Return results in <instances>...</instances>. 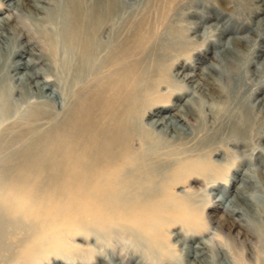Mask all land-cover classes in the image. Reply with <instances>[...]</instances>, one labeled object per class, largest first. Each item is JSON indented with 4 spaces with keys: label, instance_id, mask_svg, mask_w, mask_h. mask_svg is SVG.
<instances>
[{
    "label": "bare ground",
    "instance_id": "6f19581e",
    "mask_svg": "<svg viewBox=\"0 0 264 264\" xmlns=\"http://www.w3.org/2000/svg\"><path fill=\"white\" fill-rule=\"evenodd\" d=\"M112 4L113 0H0V127L14 131L0 140V150L7 152L9 146L20 143L16 152L13 148L14 153L9 151L0 159V203L13 218L20 216L31 223L28 239L11 263L41 264L52 258L58 264H124L123 258L116 261L103 254H96L92 263V252L86 256L74 243V238L81 237L96 244L123 229L139 238L135 244L155 248L159 264H221L229 254L223 246L214 248L210 239L189 245L198 237L191 234L168 243L166 230L175 222L201 232L200 217L173 188L193 179L212 189L221 187L216 201L226 203L228 229L244 226L253 234H264V146H260L264 118L254 112L264 107V96L259 99V91L251 92L254 102L241 101L238 120L219 125L216 137L205 139L204 146L196 149L183 130L198 112L194 96L184 102L181 98L202 89L214 92L208 78L219 66L215 57L197 68L199 74L195 69L185 73L190 64L187 58L184 65L167 63L177 69L174 76L191 88L180 92L168 85L158 90L168 71L167 51L154 53L155 65L148 72L141 67V56L132 59L151 30L138 33L121 50L118 43L106 61L100 57V31ZM244 39L230 38L223 46L227 49ZM105 65L111 68L103 73ZM226 76L227 86L235 85L236 97L242 86L234 77L237 74ZM223 91L230 95L228 87ZM55 105L64 112L59 121L54 120ZM43 119L52 122L49 134L36 133L43 130ZM169 131L175 138H166ZM46 170L52 182L48 190L37 193L32 182ZM235 182L228 195L227 185ZM232 214L237 217L229 223ZM138 252L127 247L132 264H153L149 256Z\"/></svg>",
    "mask_w": 264,
    "mask_h": 264
},
{
    "label": "rangeland",
    "instance_id": "374dc122",
    "mask_svg": "<svg viewBox=\"0 0 264 264\" xmlns=\"http://www.w3.org/2000/svg\"><path fill=\"white\" fill-rule=\"evenodd\" d=\"M106 13L107 15H105L103 21H105L104 23H107L106 25L103 24V29H101L102 32L100 31V37L101 39H104L101 40L102 49L100 48V57H103L106 61L111 50H113L112 48H117L116 45L118 43V50H121L125 47H122L123 43V45L129 46V44L134 41L132 37H136L138 33H145L151 30L149 39L144 42L142 50L140 49L141 52H134L135 54H133L134 56L132 59L136 60L140 58L138 56H141V67H143L142 69L144 70L147 69L148 72V69L151 70V67L155 65L154 60L156 58L155 54L157 51L163 49L167 51L166 53L169 54L170 60L165 61V68H167L168 71L164 73L166 78L161 80L163 81L162 86H157L158 90L161 89L163 91L166 89V86L169 85L173 89H178V91L181 92V90H186L190 85V83L187 85L185 82L180 80V77H175L174 75L177 69L175 70V68H172V65L168 66L169 64L167 65V63H176L177 61L184 65L185 58H187L186 62L189 61L190 64L185 67L187 68L185 69V73L192 72L195 69L194 72L199 74L200 71L197 70V68L204 66L205 64L208 65L215 57L216 60H214V62L216 63V66H219L217 70L210 73L208 78L211 82L208 85L214 88V92L210 93L209 89H206V91L205 89H202V92H195L194 95L189 94V96L181 98L184 102L185 99L190 98V96H194L193 101L198 112L193 116L194 119L190 122L191 125H185L183 130L188 132V136H190L188 140L191 141L192 139L191 143L195 141L194 143H196V149H200L204 146V142L202 141L205 139L211 136L216 137L219 125L225 126V124H230V121L234 122L238 120V116L236 115L241 107V101L250 105L254 102L253 96L249 97L251 92H254L255 90L259 91L260 94L257 95L259 99L264 96V51L262 52V49H264V0H113L111 9ZM4 14L6 13H2V15ZM106 17L108 19L111 17L109 19L110 21L106 20ZM143 22L148 23L146 25ZM194 25H197V29H195L196 32H193L194 30H192ZM221 29L225 30L221 32ZM163 36L165 39L162 38ZM237 37H243L245 39L241 43L230 44L227 49L224 48L223 45L226 40ZM130 38L132 39L129 40ZM170 40H172V43H170ZM166 43H168V48ZM167 49L170 51L172 50L173 53L172 51L169 52ZM182 50L184 52H182ZM217 52L221 55L214 54ZM175 56H179V59L172 58ZM208 57H210V59ZM227 61L228 63L226 64ZM109 68H111L110 65L109 67L105 65L102 67L101 71L106 73ZM229 68L231 69L229 70ZM230 72H234L235 75L237 74V76L234 77L238 80V82H240V85H242H239L241 87V91L236 97L233 96L234 93L232 91V86L235 85L232 84L231 86H227L228 78L226 75ZM240 79L242 81H240ZM218 80L224 81V83L222 82L220 84ZM208 85L207 88L209 87ZM226 87H228V91H230L229 96L225 93V91H223ZM190 88L191 87H189L188 90ZM244 88H247V90ZM217 92L220 94L218 95ZM253 95L255 96V93ZM221 96L223 97L221 98ZM206 104L208 105L206 106ZM219 104H221V106ZM234 104H237V106ZM58 107L60 108L59 105H55V109L53 110L55 114V121H59L64 117L63 110ZM256 110L260 112L256 113ZM256 110L254 112L258 118H264V107H258ZM221 117L224 119L222 120ZM51 123L52 122L48 119L41 120V128L43 130L36 131V133L40 132L38 134H45L47 132L49 134L50 131H48V129H50ZM1 128H3V125L0 127V135L2 136H0V140L14 134V131H1ZM191 131L193 133L192 135ZM169 132L166 138L168 140L175 138V134L173 132ZM24 135H26V138L29 139L30 133H28V131H26ZM19 144L11 145V147L9 146L7 152H4L5 150H0V159L4 156L3 154L12 151L13 148L16 152L19 148ZM262 145L264 146V143H261L260 146L263 147ZM12 152L14 153V151ZM1 164L3 163L0 162V165ZM231 173L232 168L228 173L229 177ZM42 174L43 175L40 176V179L36 182H32V186L34 185V188L36 187L35 189L37 193L48 190L49 185L52 182V178L49 176L47 170ZM45 183L48 186L47 188ZM236 184L237 182L233 185H227L228 195L231 192V188L233 189V186ZM209 186L201 179H193L185 185L181 184L173 188V193L186 202L188 208L191 211L196 212L200 217L199 227L201 232H198L197 229L190 227L186 223L175 222L170 224L166 230L167 232L165 236L168 243L171 244L177 239L182 241L183 237L191 236V234H197L198 237L191 240L189 245H196V241L200 239H210L214 248L216 246L219 248L223 246L222 250H225L229 256L226 259H222L221 262L223 263L221 264H264V234L262 235L260 232H258V234H253L244 226L242 228H240V226H233L232 229L229 228V230L227 227L229 224L224 220L226 217L224 212L226 203L223 204L222 202L216 201L222 194V189L221 187L212 189ZM8 211L9 210H7L2 203H0V264H12L11 261H14L13 258L18 252V248L28 239L27 236L30 234V221L20 216H15L13 218ZM236 217V214H232L231 217H229V223ZM170 232L172 234H170ZM130 233L131 232H128L127 230L120 229L108 234L107 239H99L100 241L96 242V244L91 238L81 237L74 238V243L78 244L80 250L83 251L86 256L92 252L91 254L94 255L92 263H95L97 260L96 254H103L106 258L112 256V258L116 259V261L123 258L126 260L124 261V264H132L127 257V247H130L138 248L139 254L142 255L144 253L143 255L149 256V259L153 264H159L157 259H155V256L157 255L156 249H148L143 247L141 244H135L139 238L136 237L134 233ZM174 247L176 248L177 245ZM179 247L182 248L183 246L180 245ZM182 259L184 260L185 258ZM185 260L187 261V257ZM185 260L183 262H186ZM42 261L43 262H41V264L57 263L52 258ZM78 261L81 260L78 259Z\"/></svg>",
    "mask_w": 264,
    "mask_h": 264
}]
</instances>
